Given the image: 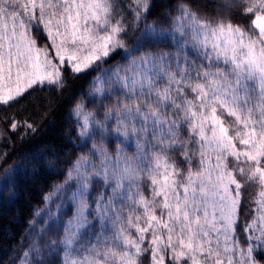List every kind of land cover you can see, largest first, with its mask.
<instances>
[{
  "label": "snow or ice",
  "instance_id": "1",
  "mask_svg": "<svg viewBox=\"0 0 264 264\" xmlns=\"http://www.w3.org/2000/svg\"><path fill=\"white\" fill-rule=\"evenodd\" d=\"M38 88L83 151L11 264H264V0H0V105Z\"/></svg>",
  "mask_w": 264,
  "mask_h": 264
},
{
  "label": "trees",
  "instance_id": "2",
  "mask_svg": "<svg viewBox=\"0 0 264 264\" xmlns=\"http://www.w3.org/2000/svg\"><path fill=\"white\" fill-rule=\"evenodd\" d=\"M90 79L89 76L76 80L72 90L76 93L85 91ZM67 100V93L61 97L48 88H38L30 96L26 95L20 104L11 107L0 105V128L6 127L3 117L13 115L20 121L29 120L36 127L35 132L28 130L25 133L22 129L16 133L9 132L10 141H0V153H8L6 162L0 163V177L4 168L32 161L18 176L15 194L5 192L0 195V264H11L14 256L22 255L27 249L29 222L37 219L35 213L44 208V197L52 191V185L62 181L61 170L67 167L64 161L83 151L78 147L81 141L67 114ZM128 151H134V147ZM50 163L56 164L55 172L50 170ZM257 191L255 186L248 189L245 201L247 215L242 220L250 221L255 214L252 201Z\"/></svg>",
  "mask_w": 264,
  "mask_h": 264
},
{
  "label": "rangeland",
  "instance_id": "3",
  "mask_svg": "<svg viewBox=\"0 0 264 264\" xmlns=\"http://www.w3.org/2000/svg\"><path fill=\"white\" fill-rule=\"evenodd\" d=\"M53 207H54V205H53ZM39 226V225H38ZM241 239H243V236L241 235Z\"/></svg>",
  "mask_w": 264,
  "mask_h": 264
}]
</instances>
